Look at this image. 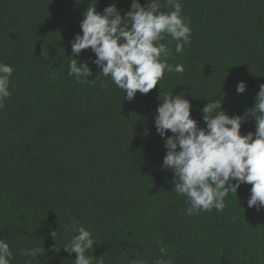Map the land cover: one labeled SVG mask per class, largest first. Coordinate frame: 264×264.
Wrapping results in <instances>:
<instances>
[{"label":"trees","instance_id":"trees-1","mask_svg":"<svg viewBox=\"0 0 264 264\" xmlns=\"http://www.w3.org/2000/svg\"><path fill=\"white\" fill-rule=\"evenodd\" d=\"M91 2L0 0V63L14 69L0 108V239L12 251L10 264H75L63 246L80 227L96 241L87 253L93 264H264V210L247 205L252 185L229 192L223 211L187 215V198L161 167L166 137L154 123L160 98L171 91L190 101L200 127L208 101L221 100L229 115L254 108L264 84V0H180L191 44L176 53L171 36L160 42L170 49L168 63L185 70L165 71L131 101L92 62L90 48L72 53ZM113 3L122 15L130 10L131 0H98L96 8ZM73 58L88 63L85 82L68 75ZM249 131H256L251 114L241 134ZM35 246L44 251L20 255Z\"/></svg>","mask_w":264,"mask_h":264},{"label":"clouds","instance_id":"clouds-1","mask_svg":"<svg viewBox=\"0 0 264 264\" xmlns=\"http://www.w3.org/2000/svg\"><path fill=\"white\" fill-rule=\"evenodd\" d=\"M97 3L98 0L91 2L83 13L82 34L77 33L70 41L71 50L78 55L90 48L95 54L92 62L105 77L110 76L123 93L126 90L125 99L133 100L137 91L149 93L164 78L165 71L184 72L182 64L168 63L170 49L160 42L165 35L171 36L176 41V53H183L185 45L191 44L190 20L182 15L180 0H163V4L161 0H147L144 5L140 0H131L130 10L124 15L115 3L102 12L97 10ZM162 7L172 10L162 11ZM41 55L47 58L48 49L44 48ZM13 71L9 64L0 63V108L11 96ZM68 75L85 82L92 71L86 61L78 63L73 58ZM236 91L244 93L246 82H238ZM160 100L154 123L157 133L166 137L167 152L161 167L171 170L175 193L187 198L190 207L186 214L198 215L202 210L213 208L223 211L225 197L229 192L237 194L240 185L245 183L252 185L248 207L264 210V84L259 86L254 108L244 115L227 114L222 110L221 100L208 101L201 110L205 127H200L192 117V105L183 93L167 92ZM248 114L255 118L256 131L241 134ZM169 130L170 136L167 135ZM77 231L63 249L76 254L75 264H93V257L87 253L96 241L84 227ZM51 235L55 237L56 232ZM53 250L59 252L60 248ZM43 251L39 246L23 248L20 255L35 258ZM159 252L161 257L166 256V247L161 245ZM12 258L9 244L0 239V264H10ZM130 264H148V261L138 259ZM154 264H172V261L157 259Z\"/></svg>","mask_w":264,"mask_h":264}]
</instances>
